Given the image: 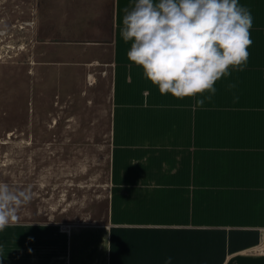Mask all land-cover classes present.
<instances>
[{"label": "crops", "instance_id": "crops-1", "mask_svg": "<svg viewBox=\"0 0 264 264\" xmlns=\"http://www.w3.org/2000/svg\"><path fill=\"white\" fill-rule=\"evenodd\" d=\"M133 3L39 0L40 62L109 84L107 212L10 224L0 264H264V0H239L253 16L247 67L203 107L207 92L161 94L129 67L120 28Z\"/></svg>", "mask_w": 264, "mask_h": 264}, {"label": "rangeland", "instance_id": "rangeland-1", "mask_svg": "<svg viewBox=\"0 0 264 264\" xmlns=\"http://www.w3.org/2000/svg\"><path fill=\"white\" fill-rule=\"evenodd\" d=\"M39 0H0V183L33 199L15 224L96 222L109 194V84L41 63Z\"/></svg>", "mask_w": 264, "mask_h": 264}, {"label": "clouds", "instance_id": "clouds-1", "mask_svg": "<svg viewBox=\"0 0 264 264\" xmlns=\"http://www.w3.org/2000/svg\"><path fill=\"white\" fill-rule=\"evenodd\" d=\"M123 12L120 36L132 42L129 67H142L161 94L184 98L207 92L195 101L203 107L217 92L215 82L231 76L230 68L247 67L253 16L239 0H134ZM235 87L227 84L228 90ZM32 199L31 185L0 183V231L18 222L20 208Z\"/></svg>", "mask_w": 264, "mask_h": 264}]
</instances>
